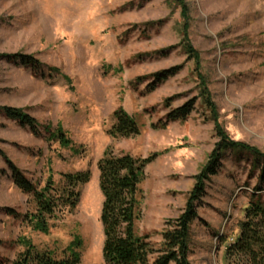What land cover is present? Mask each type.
<instances>
[{
	"label": "rangeland",
	"instance_id": "374dc122",
	"mask_svg": "<svg viewBox=\"0 0 264 264\" xmlns=\"http://www.w3.org/2000/svg\"><path fill=\"white\" fill-rule=\"evenodd\" d=\"M183 1L186 31L177 0H0V150L38 189L49 178L59 188L63 175L91 172L76 209H58L45 234L26 221L36 211L33 196L16 187L0 155V264H13L29 242L62 257L79 241L83 264H105L98 162L107 149L156 155L139 187L136 231L160 249L167 222L185 211L219 142L202 82L227 136L264 153V0ZM187 41L198 62L188 57ZM26 57L37 66L24 64ZM174 67L181 71L148 91L155 74ZM195 99L187 120L162 127ZM3 107L34 117L39 135L8 120ZM120 108L140 135L108 134ZM59 128L70 145L53 137ZM254 162L252 153L227 151L205 182L190 233L192 264H227L226 248L260 187Z\"/></svg>",
	"mask_w": 264,
	"mask_h": 264
},
{
	"label": "trees",
	"instance_id": "16d2710c",
	"mask_svg": "<svg viewBox=\"0 0 264 264\" xmlns=\"http://www.w3.org/2000/svg\"><path fill=\"white\" fill-rule=\"evenodd\" d=\"M182 5V16L185 20L184 31L189 21V9L183 0H177ZM186 53L190 59L199 61V55L187 41ZM20 58V56H19ZM24 64L37 66L34 58L22 59ZM181 67H174L153 76L148 85V91H154L157 86L176 75ZM200 80L203 81L202 75ZM202 96L205 106L210 110L216 122V132L219 142L209 157L208 165L204 169L195 187L193 195L188 201L185 211L176 219L167 222L162 237L160 249H155L148 236H140L136 231V224L140 218V184L145 178V169L156 159V155L148 158H136L129 154L115 155L107 149L98 162L99 186L104 197L101 223L104 233L103 256L105 264H192L190 261V233L193 223L199 219L198 205L206 196L205 182L218 173L221 160L227 151H241L252 153L255 156L254 166L259 169L258 194L253 193L249 205L245 209V217L240 224L238 237L229 244L225 252L227 264H264V153L244 143L232 141L217 123L216 108L211 96L202 82ZM197 99L192 100L175 110H172L162 125L165 128L169 123L185 121L195 108ZM2 114L21 127L29 129L34 135H39L38 122L34 117L22 110L12 107H3ZM115 124L108 131L114 139H129L140 135L141 129L136 120L124 109L114 113ZM154 128H157L154 126ZM62 146L71 144L70 139L62 128L53 134ZM5 159L16 187L23 193L33 196L36 211L25 217L32 228L40 233L47 234L50 230L49 220L58 209L74 210L79 204L81 194L78 188L90 182L91 172H76L63 175V185L56 187L53 178H49L46 186L38 189L24 173L7 158ZM10 215L18 217L16 213ZM13 264H83L81 258V243H73L57 257L51 251H42L32 243L26 244V250L21 253Z\"/></svg>",
	"mask_w": 264,
	"mask_h": 264
}]
</instances>
